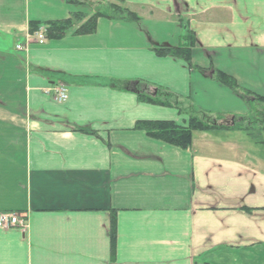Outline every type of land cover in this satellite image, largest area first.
Here are the masks:
<instances>
[{
	"label": "crops",
	"instance_id": "0c3cea01",
	"mask_svg": "<svg viewBox=\"0 0 264 264\" xmlns=\"http://www.w3.org/2000/svg\"><path fill=\"white\" fill-rule=\"evenodd\" d=\"M73 1L0 0V214L27 219L0 226V264H264V0H97L139 19L102 16L92 34L75 31L95 0ZM75 12L87 17L63 37L16 50L32 23ZM188 30L192 66L157 55ZM56 83L63 103L45 92ZM200 112L245 129L195 131L181 148L136 128ZM256 129L257 156L237 136Z\"/></svg>",
	"mask_w": 264,
	"mask_h": 264
},
{
	"label": "trees",
	"instance_id": "16d2710c",
	"mask_svg": "<svg viewBox=\"0 0 264 264\" xmlns=\"http://www.w3.org/2000/svg\"><path fill=\"white\" fill-rule=\"evenodd\" d=\"M70 2V0H68ZM73 2H77L76 0ZM79 3V2H78ZM108 9L111 10L110 13L98 11L93 15L89 16V18L82 23L75 31L76 34H92L96 31L97 21L99 17H113L119 19H128V20H136L139 17L133 13L128 8L117 5V4H109ZM87 16L81 12H75L70 18L62 21H51L48 22L45 26L46 35L50 39H57L63 37L73 26L81 21H83ZM40 26L38 23H32L30 31L35 32L38 30ZM184 43L178 45L177 47H156L154 48L155 52L159 56H173L176 58L183 59L188 63L189 66H192V48L196 45L197 38L193 31L188 30L187 34L183 37ZM217 80L221 82L224 86L228 87L240 93L244 92L245 95L250 94V92L244 91L238 84L237 80L222 71L217 72L216 76ZM129 90L130 83H127ZM115 85V84H114ZM134 90V89H133ZM135 92L138 93L140 100L163 105V106H176L178 107V103L176 100V96L168 91L167 89L156 88L155 92L146 93L139 85L135 87ZM259 101H264V96L256 97ZM217 121L213 120L211 115L205 112H200L198 114L194 113L190 116L188 124L186 126L178 125L174 121H138L136 124V128L140 130H144L148 136L162 140L166 143L179 146L181 148H188L192 144L193 133L195 131H204V132H212V131H223V130H243L238 120H243V118H235L234 124L229 125L227 122H219L224 118L223 115L218 114ZM249 127H246L248 130ZM255 132V131H254ZM254 132H249L247 134L252 135ZM87 133H96V132H87ZM257 142H263L258 140ZM115 221L113 222L111 237L113 243L115 242Z\"/></svg>",
	"mask_w": 264,
	"mask_h": 264
},
{
	"label": "built area",
	"instance_id": "2783aa9c",
	"mask_svg": "<svg viewBox=\"0 0 264 264\" xmlns=\"http://www.w3.org/2000/svg\"><path fill=\"white\" fill-rule=\"evenodd\" d=\"M46 40L47 39H46L45 32L43 30H40L34 35H30L26 43L18 44L16 48L17 50L25 51L28 49L29 45L33 43L42 45L46 42ZM46 92L48 94H52L53 98L60 103L65 102L69 96L67 86L61 83L48 88ZM0 226H3V227L16 226L21 229H25L27 224H26V221L17 214L1 213L0 214Z\"/></svg>",
	"mask_w": 264,
	"mask_h": 264
},
{
	"label": "rangeland",
	"instance_id": "374dc122",
	"mask_svg": "<svg viewBox=\"0 0 264 264\" xmlns=\"http://www.w3.org/2000/svg\"><path fill=\"white\" fill-rule=\"evenodd\" d=\"M87 7L93 8L92 10L94 12H97V11H102V12H107V13L111 12V10L108 9L107 5L99 4L97 0H95V2H91V6H87ZM225 121H226V119H225ZM219 122L221 123L222 121H219ZM256 131H257V129L255 130L254 133H252V135L250 137H248V135H246L245 133H238L237 136L243 137L245 139V141L247 143L246 145H248V147L250 145L254 146V148L252 146L251 147H252L253 151L255 152V155L257 156L260 148L258 147V145L256 143H258L257 142L258 140H261V138H260L261 135H259V133H257ZM253 141L256 143L254 144Z\"/></svg>",
	"mask_w": 264,
	"mask_h": 264
}]
</instances>
